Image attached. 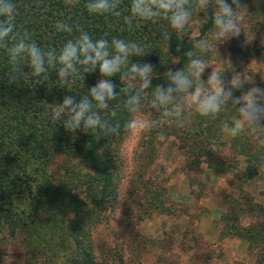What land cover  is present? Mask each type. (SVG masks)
<instances>
[{"label": "trees", "instance_id": "obj_1", "mask_svg": "<svg viewBox=\"0 0 264 264\" xmlns=\"http://www.w3.org/2000/svg\"><path fill=\"white\" fill-rule=\"evenodd\" d=\"M251 1L250 18L257 26L258 17L264 15V0ZM131 2L116 0V11L120 13L116 15L115 12H88L87 0H77L72 5L65 0H13L17 33L27 31L31 40L45 51H59L67 41L86 31L94 40L110 42L119 38L138 43L146 54L130 57L121 72L111 78L117 97L107 102L106 109L97 108L93 102V111L100 115L101 121H108L117 129L113 135L97 136L99 129L96 133L85 132L82 127L75 133L66 132L63 120L67 118V110L58 121L52 118V108L69 95L76 102L84 97L91 99L89 90L101 78L98 68L93 73L70 76L68 83L61 85L57 68H48L46 73L35 77L25 62L10 61L8 49L16 42L13 38L16 33L0 47V238L19 239L32 254L51 257L62 253L66 264H95L90 235L117 202L116 152L130 131L126 127L128 122L135 115L127 110L130 105L125 102L136 95L140 105L145 106L147 120L153 122L151 134L168 121L166 111L177 114L171 119L175 132L172 136L184 149L186 167L196 170L205 164L217 175L234 174L238 182L236 194L224 197L219 238L244 240L253 258L251 264H264V207L242 189L264 166V145L247 127L238 136L226 137L228 129L223 125H234L238 115L233 100L222 105L215 117L201 116L190 108L178 112L187 95L185 92L174 94L176 98L167 105L153 107L155 86L167 87L169 69L186 70L191 59L186 55L189 51L200 59L196 45L213 31L214 13H206L199 0H188L185 7L191 15L198 11L203 23L197 37L185 39L184 29L182 32L172 29L164 16L150 20L133 17L129 23L125 17L131 15ZM246 2L242 0L243 5ZM214 8L218 9L217 4ZM58 21L68 23L73 31L58 32L55 28ZM165 34L170 37L167 42ZM132 63L154 66L151 87H139V78L133 79L135 74L129 71ZM17 70L19 79L14 82L12 77ZM192 79L195 87V77ZM245 92L243 83L239 90H233V96H242ZM186 114L190 116L189 123L179 133V118ZM169 135L166 133L165 137ZM145 148L147 158L156 155L152 139ZM225 151H228L226 157ZM141 182L143 186L153 184L150 177ZM157 188L148 193L153 196H147L148 201L144 203L148 214L167 210L163 203L166 197ZM143 198L146 199V194ZM2 260L0 252V264Z\"/></svg>", "mask_w": 264, "mask_h": 264}, {"label": "rangeland", "instance_id": "obj_2", "mask_svg": "<svg viewBox=\"0 0 264 264\" xmlns=\"http://www.w3.org/2000/svg\"><path fill=\"white\" fill-rule=\"evenodd\" d=\"M215 4L216 0H205L203 6L200 3L206 13L214 14L218 11ZM244 6L236 10L243 27L238 38L216 42L214 29L203 38L212 47L207 51L199 49L200 59L207 66L202 76L195 77V85L203 84L205 91L210 85L203 82L211 72L222 76L225 88L235 72L242 73L246 91L256 85L264 87V15L258 17V24L254 26L250 18L252 1L247 0ZM197 12L190 16L182 32L185 39L199 35L203 19ZM175 64L173 58L172 66ZM142 104L137 118L147 120ZM184 108L196 111V105L187 104L185 99L178 112ZM175 114H169L166 124L158 130L153 129L154 134L149 129L130 130L118 147L117 202L90 235L95 264H251L253 258L244 240L219 238L224 197L236 194L238 182L234 174L217 175L205 164L196 170L186 167L184 149L172 136L175 132L171 119L177 117ZM189 118V114L181 115L179 133L186 129ZM166 133L170 135L165 137ZM225 133L227 138L231 136L230 131ZM150 139L156 155L147 158L145 147ZM224 155L228 156V151ZM149 177L153 184L143 186L141 181ZM154 188L161 196L165 195L163 203L167 210L148 214L144 203L148 201L147 196H153L148 193ZM242 189L264 207V166ZM0 252L2 264H66L62 253L51 257L32 254L19 239L6 236L0 238Z\"/></svg>", "mask_w": 264, "mask_h": 264}, {"label": "clouds", "instance_id": "obj_3", "mask_svg": "<svg viewBox=\"0 0 264 264\" xmlns=\"http://www.w3.org/2000/svg\"><path fill=\"white\" fill-rule=\"evenodd\" d=\"M77 0H65L66 4L72 5ZM188 0H132L131 15L125 19L131 23L132 18L150 20L155 17L164 16L169 21L172 29L182 32L187 25L191 13L185 5ZM203 6L205 0H200ZM218 11L212 16L214 23L213 38L216 42H226L233 38H238L243 31L242 20L237 18V9L245 7L242 0H216ZM235 6V8L233 7ZM88 12L93 14L113 13L120 15L116 11L118 5L116 0H87L85 5ZM16 5L13 0H0V47L5 45L9 37H13L15 43L8 49L10 61L19 64L25 62L32 70V75L39 77L48 71V68H57V76L61 85L67 84L70 76H77L81 73H93L99 70L101 78L99 82L89 90V96L76 102L72 96H65L61 104L52 108V118L61 120L62 114L67 110V118L63 120V128L68 133H75L81 127L85 132L92 130L96 133L113 135L117 132L114 125L108 121H101L100 115L93 111V102L99 109H106L109 100L117 97L116 85L111 82V78L121 72L122 66L129 62L132 56H143V47L134 42L124 39L113 38L110 42L107 39L94 40L86 31H81L74 39L67 41L59 51L55 49L43 50L34 41L27 31L17 33L16 25ZM58 32L73 31L72 27L64 22L58 21L55 25ZM169 35H164L167 42ZM201 51H207L212 45L207 39L199 41L196 45ZM190 57L187 69H169V79L167 87L164 84L155 86L153 107L157 105H167L174 98V94L187 93L184 97L187 104L196 105V111L201 116L215 117L222 110L229 99L236 105L237 120L234 125L225 123L224 128L228 129L233 137L238 136L247 127L254 134L256 140L264 145V87L252 86L242 96H233V90H239L244 83L242 73L235 72L228 82L229 87L225 88V83L221 75L215 72L209 73L204 84L210 85V89L205 91L203 84L193 86L194 77L202 76L206 63L196 58L193 52L186 53ZM218 56V52H217ZM224 63V61H221ZM153 65L150 63H132L130 73H134L133 79L139 78V87L145 89L152 86L151 75ZM19 79V70L12 77L16 82ZM47 79V76L44 77ZM37 83H41L37 80ZM130 113L135 114L133 119L127 124L129 130L150 129L153 122L138 119L137 114L141 112L139 97L133 95L125 102ZM165 115H169L166 111Z\"/></svg>", "mask_w": 264, "mask_h": 264}]
</instances>
